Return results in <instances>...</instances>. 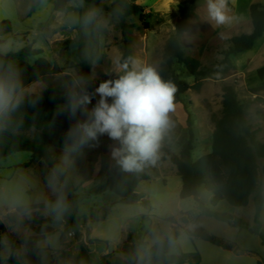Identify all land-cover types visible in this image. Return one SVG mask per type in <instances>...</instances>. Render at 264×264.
I'll list each match as a JSON object with an SVG mask.
<instances>
[{"label": "rangeland", "instance_id": "obj_1", "mask_svg": "<svg viewBox=\"0 0 264 264\" xmlns=\"http://www.w3.org/2000/svg\"><path fill=\"white\" fill-rule=\"evenodd\" d=\"M114 1L99 0L98 3L110 7ZM130 1L144 8L147 29L140 24L137 16L121 19L116 12L102 10L93 3L81 0H69L72 9L61 13L54 12L52 0H40L30 15L29 0H0V21L10 22L13 36L5 38L4 44L0 46V54L16 53L28 46L39 49V57L56 64L60 69L59 74L22 90L20 97L37 93L47 86H60L59 106L64 108L68 102L77 98L81 90L94 92L101 82L118 78L115 61H120L123 53L120 29L122 23L133 25L125 32L131 50L130 66L135 61L139 66L151 65L159 71L164 62V47L176 33L178 7L181 6L185 8V20L177 31L180 47L185 55L199 60L202 65L211 69L205 76L198 78L201 82L198 89L181 95L186 104H191L193 113L194 141L190 161L195 162L211 152L213 122L221 116L222 82L234 87L247 123L255 132L256 139L264 144V33L254 41L249 50L227 58L221 55L231 37L251 32L249 6L263 0H243L241 5L239 0H228V14L232 19L225 25H217L211 20L208 0H173L174 3L168 8L164 7L165 12L162 0ZM173 12H176V19H173ZM79 42L82 47L78 51ZM37 57H17L12 64L32 63ZM4 66V62L0 60V70ZM172 68L180 82L194 83V78L175 59L172 60ZM259 70H262L261 77L258 75ZM92 97L96 99L94 94ZM82 108L87 111L89 106ZM177 132L178 144L169 149L180 156L187 140L186 125L178 127ZM25 135L31 141L42 140V136L34 130L26 131ZM47 136L45 134V143ZM103 138L106 146L112 141L107 136ZM74 142L75 136L58 134L57 138H51L49 144L72 146ZM98 143L91 142L88 147L95 148ZM46 149L54 159L60 158L57 154L53 155L47 147ZM73 153L76 160L71 161ZM83 153L79 149L71 151L68 156L63 155V159L66 158L63 168L74 189L71 192L64 188L68 215L73 212V219L67 224L64 237L66 249L69 248L67 253L76 259L72 264H154L145 255L140 243H146L150 247L164 240L172 230L178 231V238L168 246V254H175L179 248L184 253L197 250L201 256V264H264V197L261 173L264 158L257 159V188L245 207H232L224 201L211 206V194L203 188L199 189L198 197L205 207L238 217L245 223L244 227L234 228L202 215L192 197L179 198V176L169 162L159 163L155 178L140 184L138 188L140 192L146 193L144 196L149 207L140 202H120L119 197L110 190L89 194L87 191L91 189L89 185L94 180L95 159L99 158V151L94 150L92 154L86 155ZM30 159L31 153L27 151L14 152L0 159V215L7 208L31 205L43 200V177L40 169L45 166L41 162L32 167L21 166ZM219 165L218 158L213 157L211 167ZM68 195H73L75 207L67 201ZM256 197H263L259 231L254 222ZM104 205L110 206L109 215L102 221H96L93 219L94 210L97 213ZM35 215L27 214V217ZM168 217L175 218V226L166 222ZM182 217L186 219V223L181 222ZM77 221L83 224V230L78 229ZM195 223L246 253L235 254L208 242L190 239L185 234V229ZM55 225L56 228L59 227V223ZM69 232L72 236L67 235ZM59 236L60 233L56 232L48 237L47 245L51 250H59ZM10 252L0 240V264H15L7 260ZM53 253L58 255V252ZM48 259V255L41 253L38 262L42 264Z\"/></svg>", "mask_w": 264, "mask_h": 264}, {"label": "trees", "instance_id": "obj_2", "mask_svg": "<svg viewBox=\"0 0 264 264\" xmlns=\"http://www.w3.org/2000/svg\"><path fill=\"white\" fill-rule=\"evenodd\" d=\"M73 1L77 2L79 0ZM81 1L93 3L102 10L116 12L121 19L128 16H137L140 24L147 29V15L144 12V8L130 0H115L110 7L98 3L99 0ZM39 2L40 0H29L28 15L33 13ZM71 9L69 0H56L53 5L54 12L61 13ZM178 12L179 18L176 23V33L164 47V62L161 64L158 73L162 80L170 81L176 86L177 91L174 94V102L182 103L181 95L188 90L198 89L201 85L198 78L205 76L211 69L202 65L199 60L183 53L177 39V31L185 20V8L179 6ZM249 19L251 32L231 37L228 40L227 47L221 51L223 58L249 50L253 46L254 41L262 36L264 33V0L252 3L249 6ZM132 27L133 25H126L124 23L120 25L123 37V53L120 62L129 61L131 50L128 47L125 32L128 28ZM8 37L13 38L10 22L2 20L0 21V46L4 44L5 38ZM81 47L82 44L79 42L78 51ZM40 53L39 49L26 46L16 53L0 54V60L5 64L4 68L0 70V75L11 73L17 82L18 93H20L34 83L46 81L50 77L59 74L60 69L58 66L50 63L43 57H39ZM17 57L37 58L32 63L20 62L12 64V61ZM174 59L181 63L194 78L192 85L180 82L172 68V60ZM258 75L262 76V70L258 71ZM221 90V116L213 122L211 152L209 154L201 156L195 162L190 161L194 136L190 115L185 110L187 114V140L181 150L180 156L173 154L169 147L161 142L160 158L156 164L146 165L141 171L125 172L114 163L104 180L87 192L89 194H96L103 190H110L119 197L120 202H140L144 206L149 207V202L143 194L136 193V188L140 182L152 179L159 163L169 162L175 167L181 182L178 193L180 199L192 197L197 202L202 215L211 217L231 227H244L245 223L240 218L227 213L211 211L203 205L198 197L199 189L203 188L211 194L209 201L211 206H215L220 201H224L228 205L237 208L247 206L250 196L256 192L257 188V159L264 158V144L256 139L255 132L252 131L250 125L247 123L234 87L231 84L222 82ZM60 94V86H47L37 93L21 98L19 106L5 120L0 121V159L14 152H30V161L21 166L32 167L41 162L45 166L40 169L44 183H49L53 171H57L60 179L58 187L62 185L65 197L64 188L71 192H74V189H72L71 180L64 171L63 164L53 159L47 152L44 140L46 130L52 125L64 132H76L77 125L86 122L88 117L82 114L79 106L74 102H68L64 108H60ZM74 105H76L75 113L72 111ZM28 130H34L37 134H40L42 140L31 141L25 135V132ZM213 157L218 158L220 162L219 167H211ZM261 173L264 197V164L262 165ZM263 197H256L254 199V222L257 227L259 226L258 217L262 208ZM67 201L71 205L74 204L73 195H68ZM27 210L29 209L25 208L8 213L5 219L11 225H33L49 223L51 221V219L44 218L39 213H35V216L28 218L26 215ZM109 210L110 206H102L96 213V221L104 220L109 215ZM166 222L173 226L176 225L174 217H168ZM181 222L186 223V219L182 217ZM5 230L4 224L0 221V233L5 232ZM65 233V230L61 231L59 236L61 249L57 251L58 255L53 254L51 256L48 264H61L63 261L69 260L75 263V257H71L65 252L67 248V245L64 243ZM185 234L190 239H199L235 254L246 253L235 244L210 234L205 228L196 223L185 229ZM177 238L178 231L172 230L164 240L156 242L150 247H147L146 243H140V245L143 246L145 255L150 257L154 264H201V256L197 250L192 253H184L177 248L175 254L167 253L168 246L174 243ZM38 239L39 237L37 236L22 237L20 239V243L26 251V261L28 264H37L39 252L37 247ZM95 241L97 240H92V242ZM9 261L18 264L13 248Z\"/></svg>", "mask_w": 264, "mask_h": 264}, {"label": "clouds", "instance_id": "obj_3", "mask_svg": "<svg viewBox=\"0 0 264 264\" xmlns=\"http://www.w3.org/2000/svg\"><path fill=\"white\" fill-rule=\"evenodd\" d=\"M228 0H208V14L217 25L231 21ZM118 78L101 82L95 89L99 99L86 122L76 128L73 150L90 146L99 137L114 142L111 158L125 172L141 171L156 164L160 158L161 142L173 126L169 113L175 110L176 86L162 80L151 65L115 61ZM92 97L82 95L78 105L86 106ZM18 85L11 73L0 75V121L5 120L20 104ZM76 111V105L72 108ZM50 185L59 193L50 208L60 219L68 211V204L60 185L59 173L53 171Z\"/></svg>", "mask_w": 264, "mask_h": 264}, {"label": "crops", "instance_id": "obj_4", "mask_svg": "<svg viewBox=\"0 0 264 264\" xmlns=\"http://www.w3.org/2000/svg\"><path fill=\"white\" fill-rule=\"evenodd\" d=\"M55 2H56V0H52L51 5H54ZM242 2H243V0L238 1V3L240 5L242 4ZM162 3H163L162 9L165 12L166 9H164V7L166 6L168 8L174 2H173V0H162ZM172 16H173V19H176V12H173ZM188 85H192V83H190ZM188 91H190V90H188ZM84 94H88L91 97L93 96V94L96 96V99H94L92 97L91 103H89L87 105V106H89V109L87 111L82 110V109H84V108H82L83 106L78 105V103H77L79 98ZM180 98L182 100V103L174 102L175 110L173 112L169 113L170 120L172 121L173 126L166 132V134L162 140V142L164 144H166L169 148L174 144H178V142H177V140H178L177 139L178 127H184L186 125L187 114H186L185 110H187V112L189 113L191 122L193 120V113H192V110L190 109L191 104H186L183 100V96H181ZM98 99H99V96H98V94L95 93V90H94V92L89 91V90H81V93L77 96V98L75 97L70 102L76 103L79 106L82 114H84L86 117L89 118V113L91 112L92 108L95 106ZM171 118L174 120H172ZM58 134H61V136L62 135H64V136L73 135L76 137L77 133L76 132H64V131H62V130H60V129L52 126V125H50L48 127V129L46 130V136L48 135L47 136L48 140L46 141V147L51 151V153H53V155H55V154L59 155L60 158H55V160L61 162L64 165L65 164L64 160L66 158L63 159V155L68 156L71 151L73 152L74 151L73 150L74 144L72 146H68V145L62 146L60 144H54L53 145V143H51L52 145L49 144V141H51V138H54V137L57 138ZM95 142H99L97 146H94L95 148L85 146L81 149V150H83L84 155L92 154L94 152V150L99 151V158L97 160L95 159L94 180H92L91 184L89 185L90 186L89 188H92V187L98 185L99 183H101L104 180V178L106 177V175L110 172L112 165L115 163V161L111 158V147L114 144V142L111 141V143L106 146L103 136L99 137L98 141H95ZM73 155H74V153L70 157L71 161L76 160V158ZM101 157L103 158L102 160H100ZM166 168H168V167H166ZM157 169L159 170V165H158ZM152 178H155V177L153 176ZM145 182H148V181H142L138 184V186L136 188V193L143 194L146 196L145 192H140L138 190L140 184H143ZM42 186H43V191H42L43 200L41 202L34 203L31 205H26V206L7 208L5 210V212H3L0 215V221L4 224V226L6 228L5 232L0 233V240H2L5 247H8L11 251L10 255L7 257L8 261H9V258L11 257L12 248H13L14 252H15V257L18 261V264H28L26 261V251H25V248L23 247V245L20 243V239L22 237L37 236V237H39V239L37 240V247L39 249L38 259H39V255L41 253L46 254V255H48L49 259L47 262H44L42 264H48L50 259H51V256L54 254L53 251L57 252V250H51L49 248V246L47 245L48 237L53 236L54 234H56V232L61 233L62 230H66L67 224L73 219V212L70 215H68V211L65 212L60 219L56 218V215H55V213H53L51 211L50 206H51V204H53L56 201L57 196H58V192L53 189V187L50 185V182L49 183L42 182ZM180 187H181V182L179 185V190H180ZM1 190L4 191V188L1 187ZM51 199H53V200H51ZM74 207H75V204H74ZM25 208L29 209V210H27L26 215L32 214V213H39L44 218L51 219V221L49 223L33 224V225H29V224L11 225L10 223H8L6 221L5 216L8 213H13V212L19 211L20 209H25ZM67 215L69 216L68 221L66 220ZM93 219H96V210H94ZM258 221H259V217H258ZM56 223H59L58 228H56V225H55ZM76 224H78V229H80V231L84 229L83 224H80L78 221L76 222ZM259 226H260V223H259ZM259 228L260 227H258V229H257L258 231H259ZM90 233H91V231H90ZM59 249H61V246ZM65 252H69V248L65 249ZM37 264H39L38 261H37Z\"/></svg>", "mask_w": 264, "mask_h": 264}, {"label": "built area", "instance_id": "obj_5", "mask_svg": "<svg viewBox=\"0 0 264 264\" xmlns=\"http://www.w3.org/2000/svg\"><path fill=\"white\" fill-rule=\"evenodd\" d=\"M103 158L101 157V160H102ZM67 235L68 236H72V233H67ZM61 264H72V261L71 260H69V261H63Z\"/></svg>", "mask_w": 264, "mask_h": 264}]
</instances>
